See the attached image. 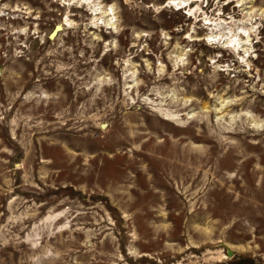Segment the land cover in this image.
Returning <instances> with one entry per match:
<instances>
[{
	"label": "rangeland",
	"instance_id": "1",
	"mask_svg": "<svg viewBox=\"0 0 264 264\" xmlns=\"http://www.w3.org/2000/svg\"><path fill=\"white\" fill-rule=\"evenodd\" d=\"M168 1L0 0V264H264V18Z\"/></svg>",
	"mask_w": 264,
	"mask_h": 264
},
{
	"label": "bare ground",
	"instance_id": "2",
	"mask_svg": "<svg viewBox=\"0 0 264 264\" xmlns=\"http://www.w3.org/2000/svg\"><path fill=\"white\" fill-rule=\"evenodd\" d=\"M84 1H89V0H84ZM200 1L201 0H169L167 2L166 6H172V7L176 6L177 10H181L182 8L190 7V6H192L195 3H198ZM226 1L231 2V1H235V0H226ZM236 2H237V7L239 8V11H240L239 17L232 15L231 17H227L224 19L221 17V15L223 13L221 11L222 9H220L219 10L220 11L219 12L220 18H218V19L211 18V17H209V15H207L204 18V20H206V21H204L205 24L207 26H209V28H210L209 30H211V32L207 36L206 40L209 42L210 45H212L214 43L216 44V41H223V43H224L223 48L227 47V49H228L229 47H231V49L233 50L234 53L238 52L237 56H239V59L241 58L243 60V62L247 63V61H248L247 57L252 52L251 48H252L253 42H254L253 36L257 35L258 30L260 28V24L257 20L260 18H264V10H260V9L256 10L251 5L252 0H236ZM112 7H113V5H112ZM191 8H193V10ZM202 8L203 7H199L198 4H195V8L190 7V10H192V13L197 14V12H204V10ZM112 9L113 8H111L110 10L109 9L103 10V7L99 6L97 4L96 8L92 9V13L94 15L102 14L103 17H109L110 16V19L105 20L104 24L110 29H116V21H114V18L116 16L114 18L111 17L112 13L110 11ZM61 28H62V25L61 26L59 25V27L57 29L61 30ZM189 38H191V41H197L198 40L197 38H194L192 35H190ZM178 60H184L183 56L178 55L177 61ZM1 74H2V71H1ZM188 101L189 100H186L185 102L187 103ZM230 103L231 102H227V101L223 100L221 103H219V105H221V107H219V108L216 107L213 109H209L210 106L208 105V103H206L204 106V109L206 110V112H212L214 110H217L218 114L221 115L224 113V111L229 106H231ZM193 116L194 115H192V117ZM233 117L234 116H231V119H233ZM174 118H176V117H174ZM165 119L172 121L170 118H167V117H165ZM220 119L222 120V118L217 117V120H220ZM253 119L250 120L252 122V124H251L252 126L260 127L263 125V124L259 125V122H257V120H253ZM172 122H174V121H172ZM176 124H179V123H176ZM230 129L225 127V130H230ZM133 163L135 164L136 162H133ZM144 167H146V166H144ZM148 172H149V170H148Z\"/></svg>",
	"mask_w": 264,
	"mask_h": 264
},
{
	"label": "water",
	"instance_id": "3",
	"mask_svg": "<svg viewBox=\"0 0 264 264\" xmlns=\"http://www.w3.org/2000/svg\"><path fill=\"white\" fill-rule=\"evenodd\" d=\"M0 74H1V69H0ZM230 254H232V255H233L234 253H230Z\"/></svg>",
	"mask_w": 264,
	"mask_h": 264
}]
</instances>
